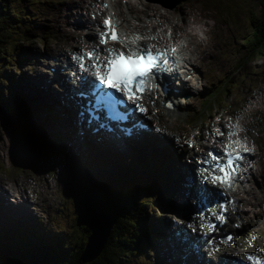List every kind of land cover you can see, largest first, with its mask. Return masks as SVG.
Here are the masks:
<instances>
[{"label": "rangeland", "instance_id": "1", "mask_svg": "<svg viewBox=\"0 0 264 264\" xmlns=\"http://www.w3.org/2000/svg\"><path fill=\"white\" fill-rule=\"evenodd\" d=\"M36 1L37 3L33 4L31 3V0H21V3L18 4V0H0V14L2 16L7 17L9 14H12L14 8H16L18 11H21L22 14V17L20 18L21 23L18 24L22 28H20V30H16V35L10 39V43L5 47V51L1 53V56H3L4 59H7V67H9L13 72L14 79L21 80V77L24 73L33 74L36 70H39L40 72L33 77L25 76L24 74L21 84L17 85L24 88L25 92H27L28 89L26 86H28L30 91L34 94V97H37L38 94L53 95V97L59 102L62 116L66 117L65 113L67 110L63 108L62 105L64 98L63 96H60L59 91L53 88V85L55 87V82H52L49 79V77L52 78V74L50 73L52 71L50 69L54 67L51 66L49 68V65H52V62L48 52H45L43 59L38 58V61L42 64V66L35 65V63L31 60L30 55L35 51H42L46 48H52L58 42V40L60 41L65 38H69L66 37V34L71 31L78 30L82 32L79 41L86 40V38H88L87 34L89 32H93L94 36L88 38V43H76L75 49L72 52L68 49L66 50V56L74 60L75 56H78L82 50L87 49L90 44L96 42L97 32L101 26V3L100 0L93 2L94 11L90 12L88 19V14L80 15L78 13H74L75 6L65 5V0ZM128 1L129 0H109V2H107L109 5L110 3L114 5V11L121 12L122 10L123 18L121 17V21L123 26H127L129 28L139 26L146 27L148 22H150V19H155V16L150 15L152 13L151 10L150 14L142 11L144 5L140 3V1L138 3V14L129 12L126 6ZM145 1V4H149L151 6L153 5L154 8H157V10H160L163 14L166 13L167 10H173L180 5H191L195 7L196 12H193V16L198 17L201 20V24L206 23L203 25V27L206 31L204 36L209 50L207 51L208 53L206 52L203 55L201 60L193 64V66L196 67H192L195 76H192L189 82L184 80L181 81V83H185V86H183L180 94L185 93V95H182V97L176 96L174 94L168 96L174 102L176 106L175 110L166 109L163 107V103L160 101L147 100L148 107L150 109L154 108L153 113H156V115L153 113L148 115L147 119L149 118L152 121V119L155 118L156 122H152L150 125L151 133L147 134L146 138L148 139L153 136L157 139L153 140L150 138V149L147 154H162V152L154 151L155 148L159 147L161 150L163 149L165 152L169 153L168 158H175L178 163L181 162V165H179L176 169L179 180L178 182H171V185L174 186L170 190V193L173 194V197H168L165 193V189H167V187H165L166 176L159 175L154 177L156 175V168L154 167H150L147 171L142 172L139 175L127 173L126 176H128V183L122 188V191H125L124 193H126V191L131 190L133 187H148L152 185L151 182H156V186L152 188L141 190H139V188L137 189V205H140L139 202L146 199H150L151 201L154 200L157 204L156 206L148 204V207H145L148 210L147 215H144V217L141 218L142 223H140V225L145 226L146 231L151 230L155 232L153 229H155V227L158 225V222L163 218H169L170 229L166 235V239L171 245H178V242L174 236L176 232L172 233V230H174L176 227L187 229V233L191 237L196 238V235L200 234V231L203 229L201 222L194 221L192 218L185 220L181 211L184 207L193 208V213L197 217L198 213L194 209L196 200L194 201L191 198L181 200L179 195L176 194V190L181 189L179 187L180 184L181 187L184 186L183 181L185 179L182 175L185 171V166L189 165L188 168H186V171H188V173H191L192 171L193 173V175L187 176V179L193 182L199 181L196 180L198 179L199 174L197 163L201 160L204 154L201 155L196 153L198 147L195 146L191 148V146L197 141L199 136L198 132L200 130L205 133L206 129L204 127V123L212 119H217L218 113L221 114L226 111H231L234 112L235 115H246V120L249 124H245L246 126L243 127V134L246 135L249 140H253L257 147V151L254 156L255 163L251 170V174L248 176V179L251 180L250 183L252 187H248L249 183L244 181V186L242 187L244 191L239 193L238 207L243 213V222L242 227L238 229L241 230V233L239 236H237V241H234L231 245L222 248V250L216 252V254L226 256L228 258H236L242 252L259 250L260 253L264 255V55H258L255 59L250 60L248 48L242 45V42L252 35V31L261 27L264 22V17L258 15L264 10V0H186L176 5L174 8H168L164 6L159 0ZM30 3L32 4V9ZM23 6H26L27 8L21 10ZM14 14H16V12ZM86 19L92 22L90 25L91 28L76 24L80 21L85 23ZM97 19L98 22H96ZM176 19L179 24L184 23V19L181 16H176ZM143 24H145V26H143ZM5 26L2 24L1 28L4 29ZM156 29L157 33L160 35V29ZM149 33H152L151 30ZM174 33L177 34V36H181L184 34V31L182 29H176L174 30ZM256 33H260V31ZM165 34L169 36L170 28L165 32ZM157 40L158 42L162 41L160 37H158ZM184 42L185 41L183 39L181 43ZM19 45H22L21 48L14 50ZM11 50L13 51L11 54H9ZM15 66L17 67L18 72H16ZM62 68L61 70L63 71V75H66L67 77L71 76L73 78V74L68 73V71L73 70L68 66H65V62L64 67ZM2 74L6 76H2ZM7 77V73L0 71V90H4L3 92H5L4 83ZM225 80V89L219 92V97L210 100L207 107L203 111H200L199 107L203 105V100L211 93L210 89H215L216 87L218 88L224 83ZM170 82L173 84V81L170 80ZM177 84H179V82L175 83L173 88L178 90L179 88ZM212 85L216 86L212 87ZM81 88L84 87H77L75 89L70 84L66 89L67 92L65 93V96H69L70 93H75ZM11 91L12 93H15L17 90L11 89ZM69 91L70 93H68ZM254 94L257 96L256 100H253ZM37 99L40 110L46 112L45 104L39 99V97H37ZM254 102L256 103L254 104ZM259 109H261V111H259ZM187 110H189V112ZM58 112H60V110H58ZM4 114L8 116L6 113ZM174 123L177 124L176 127H172ZM210 123H212V121H210ZM157 124L162 127L163 125L167 128L172 127L175 132H170V129L161 131V128L157 127ZM185 127L188 128L191 135L190 142L187 144L179 141V132H181ZM30 130L35 132V136L33 137L35 147L33 148L30 146L31 149L29 150L27 144L21 143V145L28 151L27 154L29 155V159H24L25 164L23 165L17 162L15 158L16 150L19 147V144L12 139L11 132L6 130L3 127V123L0 122V161L4 167V169L0 170V178L5 179L8 182L6 187H11V185L14 187L18 185L28 189L30 199L33 202L29 203L31 206H36L35 209L37 215L32 217L36 213L31 214L29 208L18 205L19 202L23 200V198L21 201L18 200L16 202L18 203L17 205L11 204L15 201V196H13L17 193V189L15 188H13V191L8 190L9 193L5 191L4 196H2L3 194L0 191V205L3 207V209L0 208V212H6V209H12L19 213L29 215L30 217H26L21 214L16 216L18 218L25 219L33 226L32 230L34 233L37 235L41 234L42 237L44 236L43 234L49 230H60L59 226H54L53 220L51 218H47V216H49L52 212L57 214L59 208L55 210L52 208L64 202V199L62 197V189L60 188L62 186L60 185L59 181L55 180L60 178V175L57 178H51L48 173V169H53V166L46 163L49 156L46 154L45 145L41 143V137H45L46 134L41 130H34L33 128H30ZM219 130H221V128H212V131L217 135H220ZM71 131V134L68 133L70 139L79 141V145L77 147H73L68 153L69 165L71 167L76 166L72 162L73 157L71 153L73 150L77 152L78 148H80L82 151V153L77 152L80 154L78 158L87 159L89 162L95 160V158L90 154L91 150H97L106 147H114L118 153L123 155L129 156L130 154L135 156L138 154L137 149L132 151L129 148L128 153H123L126 149V145L123 142L101 144L96 143V139L81 142V140L78 139V137L74 134L73 126L71 127ZM55 133L61 142L62 139L60 134L56 131ZM228 133L229 131L226 132V137L229 136ZM164 138L170 139V141H167ZM147 139H143L141 141H146ZM225 143L220 147L207 146L205 151L210 149V147L219 149L223 147ZM176 154H181V158L179 157V160L176 157H173V155ZM127 159L129 162L134 161L130 157H127ZM22 167H24L23 170L21 169ZM142 167L144 166H140L139 169H143ZM157 167L160 169L165 168V170L170 168L171 171L175 169L174 164H170L168 160L167 163H165V159L162 157L157 159ZM98 170L99 169H97L96 172H100ZM116 171H120V169L117 168ZM114 174V171L110 172V180L108 179L107 187H113L112 179H117L113 178ZM141 175H143V178H140ZM169 175L172 176V179L176 180L175 173L170 172ZM148 177H150V179ZM134 181H143V183H135ZM92 182L93 179L91 183ZM0 183L2 184L3 182L0 180ZM90 186L93 185L90 184ZM205 186L210 185L207 182ZM31 190H34L36 193L32 192ZM89 191L90 190L86 192ZM84 192L85 191L80 189L76 193L78 194L76 197L77 201L80 200V205L83 203V197L86 196V192ZM197 192L198 190L193 196H196ZM81 193L84 194L80 198L79 195ZM145 193H148L149 196L147 195V197ZM49 194L53 195V197L50 199L51 201L49 200ZM103 199V207L108 211V213L117 212V206L120 202L118 198L106 197ZM171 200L177 208V215H172L174 212L168 207L166 208V202L168 203ZM48 207L52 209L51 212H48ZM78 212L79 209L77 210V216ZM96 214L97 213L94 214L93 220L98 217ZM76 215L72 213V221L68 222V226L72 229L73 233L69 234L67 231H65V238L56 240L53 239L52 241H58L59 246H68L71 243L72 245L75 244L77 240L74 227L75 224L78 225L77 222L75 223ZM41 219H43V221H41ZM118 219H121V217L118 216ZM140 221L141 220L139 219V222ZM123 222H126L125 228L130 229L128 221L123 219ZM15 223L20 224L19 221H13L12 224H10L7 220L0 219V246L5 242H13L12 247H15V252L20 254L29 250L25 243L27 241V237L34 233L32 230H25L26 228L12 230V228L15 226ZM161 223L162 222L159 224ZM197 223H199L201 230L198 229ZM244 227H251V229L247 232H244ZM157 229H159V227H157ZM16 242L21 243L16 246ZM4 248L6 247H0V261L4 264H8L6 260L2 258L4 254ZM40 250L42 249L35 251L39 252ZM225 250H227L226 254L224 253ZM136 253L130 258V262L133 263ZM210 255H212L211 252H205V256L209 257ZM167 256L170 257L174 263H178L182 260L180 256H175L174 249H170ZM125 259L128 260L129 256ZM164 263L165 260H162L161 264Z\"/></svg>", "mask_w": 264, "mask_h": 264}, {"label": "bare ground", "instance_id": "2", "mask_svg": "<svg viewBox=\"0 0 264 264\" xmlns=\"http://www.w3.org/2000/svg\"><path fill=\"white\" fill-rule=\"evenodd\" d=\"M95 1H97V0H65V2H66L65 5L75 6L74 13H78L80 15H87L88 14V19H89L90 12L94 11L93 2H95ZM139 1H140V3H142L144 5V8H143L142 11L150 14V10H151L152 13L150 15L155 16L154 17L155 19H150V22H148V25L146 27H142V26L140 27V29L143 30L144 32L148 31V33L146 35L149 34L150 30L153 31L156 28H161V31H165L167 29V27H170V26L174 30L175 29H182L185 32L184 33V38L186 40V42L184 44H182V45H185L187 43L186 48H183L182 50L186 51V54H187L188 59L190 61V64L194 63L195 61L200 59L202 57V55H204L209 50L208 45L204 42L205 41L204 40L205 36L201 37L198 34V29H202V25L205 24V23L201 24V20L198 17L193 16V12H196V8L195 7H192V6L191 7L181 6V7L177 8L176 10L167 11L166 13L163 14L160 10H157V8H154L153 5L151 6L149 4H145L146 3L145 0H129L128 3L126 4L129 12H131V13L134 12V13L138 14V12H139V8H138ZM148 3H149V1H148ZM25 8H27V7L23 6L21 8V10H23ZM111 9L114 10L113 7ZM187 9H190V10H187ZM120 14H122V13H120ZM177 15L178 16L180 15L184 19V23L179 24V22H177V19H176ZM192 17H193V19H192ZM88 19L85 20V23H82L80 21L79 23H76V24L77 25L78 24L79 25H84V26H87L88 28H91L90 25L92 24V22H90ZM14 22L16 24L21 23L20 22V17H16ZM96 22H98V19L96 20ZM143 26H145V24H143ZM203 31H205V29H203ZM70 33H76V34H70ZM81 35H82L81 31H78V30L71 31V32L66 34V37H69V38H65V39L60 40V41L58 40V42L52 48H46V49H44L42 51H35L32 54V56H31L33 61L37 62L38 65H42L38 61V58L43 59L45 52L46 51L48 52V54L50 56V59H51V62H52V66L55 67V71H53V73L49 71L52 74V78L49 77V79L52 82L54 80H56V79L59 80L60 85H61L59 87V89L56 88V86H57L56 84H55V87L53 85V88H55V90L59 91L61 97L64 96L65 93L67 92L66 89H67V85H68V79H67V77L65 75L62 74L63 71L61 70V68L64 67V62L66 63L68 61V59H69L66 56V54H67L66 50L68 49V50L72 51L74 49V47H75V43L76 42H78L79 44H86L88 38L93 37L94 33L93 32H89L87 34L88 38H86V40L79 41V38H81ZM142 35H144V34H142ZM156 36L158 37V34L155 35V37ZM197 38H199L201 40H197ZM197 54H198V56H196ZM184 63L186 65L189 64V62L185 61V60H184ZM39 72L40 71H36L34 74H30V75L29 74H25V76L33 77V76H36ZM69 73H72V72L70 71ZM45 76H46V74H45ZM170 80L173 81V79L170 78V76L167 77V79L165 80L166 83H167V87L169 88L167 94L173 93V94L179 95L180 92L183 89V86H185V83H180L178 85L179 89L176 92L172 88V83L170 82ZM26 87L28 89L27 92H25L24 88H22L21 86H19L17 84H12V88L11 89L12 90H17L14 94H17V93H19L20 90H22V94L33 101V107H34V110L36 111V114H35V112L32 111V115H33V118H35L37 116L38 126L40 128H43L46 132H51L53 130V127H52V125L49 122V114H48V111H47V109L49 107H53L54 108V114H55V116L57 117V120H58L59 130L63 131V137L64 138L67 137V132L64 131V123H65V127H66L68 133L71 134V132H72L71 131L72 124H70L67 116L66 117L62 116V112H61L58 100L55 99L53 97V95H41V94H38L37 97H39V99L47 106L46 112H44V111L40 110V108L38 107L39 103H38L37 97H34V94L30 91L28 86H26ZM182 95H185V93L180 94V96H182ZM0 97L1 98H5L7 100H11V102H14L13 97L11 96L12 97L11 98L10 95H7L5 93H1ZM253 97H254L253 100L257 99V96L255 94L253 95ZM62 105H63V108H65L66 110H69V107L67 106V102L66 101L62 102ZM58 110H60V112H58ZM259 111H261V109H259ZM210 121H212V123H210ZM210 121L204 123V127L206 129L205 133L200 130L199 137L197 138V141L194 142L192 144V146H191V148H193L195 146L198 147V150H197L198 153H205V151L203 149H205L208 144L209 145H214L216 147H220L223 144V142H224V137H222L223 135H221V134L217 135V134H215L212 131V128L216 124L217 121L213 120V119L210 120ZM219 123H220L219 126L222 127V132L221 133H224L223 128L225 126V122H223V118H222V120L221 119L219 120ZM169 129H170V131L175 132V130H173L172 127H170ZM179 133H180V135H179L180 136V139H179L180 142H182L184 144H187V143L190 142L191 135H190L189 130H188L187 127L183 128V130L181 132H179ZM0 146H1V142H0ZM155 150L158 151V152L164 153V155L166 157V160H171L172 159L171 161H174L173 159H175V158H170V157L168 158L169 153L165 152L163 149L161 150L158 147V148H155ZM23 156L24 157H28V155H26L24 152H23ZM180 156H181V154H178V155L173 156V157H176L179 160ZM175 161L177 162L176 159H175ZM179 165H181V162L180 163L177 162V165H176L175 168H177ZM188 166L189 165L185 166V171H184V173L182 175L185 180H187V176L193 175L192 171H191V173L190 172L188 173V171H186V168H188ZM127 167H128V170H126V172H122L123 174H122L121 179H120V180H122L121 187H125L127 185V183H128L127 180H126V179H128V176H126V174L127 173H133L134 174L135 169L136 170L139 169V165L138 164H128ZM142 168L143 169H141V171L139 173H136V175L141 174L142 172H145V171L148 170L147 168H144V167H142ZM163 170H165V169H161L158 172H161ZM169 172H170V169L167 168L165 170V172H164V175L166 176V174H169ZM72 173H73V170H72ZM133 176H135V175H133ZM203 176L204 175H202V179L199 180L200 182H204ZM0 180L3 182L2 184L0 183V189H1L0 191L3 194L2 196H4V194H5L4 192L5 191L6 192H8V190L13 191V188L18 190L17 187H21V186H18V185L14 186V187L12 185H11V187L10 186L6 187V185H8V182L5 179H2V178H0ZM195 185H197V184H195ZM245 185H246V183H245ZM166 186H167L166 194L169 197L170 196L169 195L170 190L173 187V185H171V181H168ZM250 187H252V186H250ZM180 188L181 189H179V190L177 189L176 190V194L179 195L181 200L187 199L189 196L194 195L195 192L199 188L201 189V187H195V186L189 187L186 184H184V186L180 187ZM22 202H27V201H25L24 198H23V200L21 202H19V204L15 203V204H12V205H17L18 204V205L23 206L25 208H29L30 211H31V214L35 213V212H33L31 210L30 207H27ZM0 208L3 209V207L1 205H0ZM163 221L167 222V219L165 218V219H163ZM250 229H251V227H249L248 231ZM191 240H193L194 242L197 243V245H198L197 247H199V246H201L203 244V243H201V241H199L197 239L191 238ZM40 241H44V240H42V239L41 240L40 239L39 240H34V242L36 244H38V245L40 244ZM235 241H237V237L235 238ZM153 242L157 246V245H160L161 241L159 242V240H153ZM166 246L168 247V249L166 251L159 253L158 250H156V252H155V254L157 256L156 258L158 260V264H161L162 260H165L164 264L174 263V261L170 257L167 256V254L170 251L171 247L168 244ZM197 252H198V248H197L196 253ZM175 256H177V257L180 256L178 251L175 252ZM200 264H206V262H204V260H202V262H200Z\"/></svg>", "mask_w": 264, "mask_h": 264}, {"label": "trees", "instance_id": "3", "mask_svg": "<svg viewBox=\"0 0 264 264\" xmlns=\"http://www.w3.org/2000/svg\"><path fill=\"white\" fill-rule=\"evenodd\" d=\"M31 1L33 4L37 3L36 0ZM20 3L21 0H18V4ZM13 10L12 15L10 14L7 17L0 14V56L1 53L5 51V47L10 43V39L16 35V30H20L21 28V26L14 22L16 17H22L21 11H18L16 8ZM15 12L16 14H14ZM258 15L264 17V10ZM2 24L4 26L6 25L4 29L1 28ZM259 31L261 34L256 33ZM242 45L248 48L250 60L255 59L258 55H264V22L261 27L252 31V35L245 39V41L242 42ZM2 75L5 76L4 74ZM1 102L2 98L0 97V103ZM45 108L47 109L46 105ZM154 151L158 152L156 150ZM168 162L170 164H174V167L177 165L175 160H168ZM140 171L141 169H135L134 174L139 173ZM122 174L123 173H118V175H116L117 178L121 179ZM134 182L143 183V181ZM107 183L108 180H105L104 183H102L105 185L104 187H100L98 190H95V192L89 194V197L85 196L81 205L76 202L74 215L77 214L78 209L79 212L78 216L76 215L78 218L75 216V223L77 222L78 225L75 224L74 227L77 240L74 245L71 243L68 246H51L44 241H40V244L38 245L34 242V240H41L42 237L35 234L32 230L34 233L31 235L32 239L28 236L29 238L27 237V241L25 243L27 248H29L28 251H25L23 254H18L15 252L16 248L12 247L13 242H5L0 246L6 247L3 249L4 254L2 258L6 260L8 264H11V262L14 261L19 262V264H134V261L133 263L130 262V258L136 252V256L140 254L141 249L144 247L145 241H147L148 238L146 227L140 225V223H142L141 218H143L144 215H147L148 210L145 207L148 204H152V206L155 205L154 200L151 201L150 199L142 200L139 202L140 205H137V189L139 188V190H141L152 188L156 185V182H151L152 185L148 187H133L131 190L126 191V193H124L125 191H122L123 187H120V189L118 187H107ZM145 195L149 196L148 193H145ZM106 197H116L120 200L117 206V212L108 213V211L104 209L103 198ZM99 211H105L112 215L114 225L111 230L110 237L101 254L91 261L83 262L82 255L86 249L89 235L91 234V221L93 220L94 214ZM118 216H120L121 219H118ZM123 219L128 221L130 229L125 228L126 222H123ZM139 219L141 220L140 222ZM19 243L21 242H16V246H18ZM39 249L42 250L39 252L35 251ZM127 256H129L128 260L125 259ZM0 264L4 263L0 261Z\"/></svg>", "mask_w": 264, "mask_h": 264}, {"label": "snow or ice", "instance_id": "4", "mask_svg": "<svg viewBox=\"0 0 264 264\" xmlns=\"http://www.w3.org/2000/svg\"><path fill=\"white\" fill-rule=\"evenodd\" d=\"M107 6V5H105ZM106 31L101 34V43L106 44L109 39L120 44L135 43L136 40L145 39V37L137 36L134 41H129L127 37L121 36L118 30L111 24V19H106L104 22ZM154 39V37H153ZM176 49H171L172 53H175ZM103 60L100 56H95V63L89 65V69H94L92 73L95 79L98 81L101 89H108L110 91L104 93L99 97L100 101H103L109 105L116 102L114 93H120L119 103H125L127 101L133 102L136 105V109L140 112H146L147 109L138 102L143 99V93L150 91L152 82L157 74L162 71H168L169 64H175L174 61L169 60L168 50L153 51V46H142L139 49L128 48V51H117L115 49H106ZM93 52L87 53L89 59L94 57ZM84 68V65H80ZM126 98V100H125ZM168 108H172L171 103L167 104ZM224 135V133H220ZM235 133H228L229 136ZM239 141H229V145L223 150L222 155H217L213 152H209V160L205 163L211 165L212 173H220L217 175L203 176L204 180H210L212 184H222L227 187H231V179L236 171V161L242 160L243 156L238 149H233V144H238ZM245 151L248 149L245 147ZM224 161L221 163L220 161ZM215 161L216 163H212ZM209 168L201 169V173L209 172ZM234 203L233 201H227L224 204L218 205L225 212L227 211V204ZM215 215V213H213ZM218 219L223 221L224 215L221 213ZM205 227V225H201ZM238 226V225H237ZM209 231H214L216 226L214 224L206 225ZM195 230V229H193ZM234 239L232 236H228L223 243H229ZM218 250V249H217ZM246 259L251 264H264V257L259 252L255 254H248L246 257H242L241 261Z\"/></svg>", "mask_w": 264, "mask_h": 264}, {"label": "water", "instance_id": "5", "mask_svg": "<svg viewBox=\"0 0 264 264\" xmlns=\"http://www.w3.org/2000/svg\"><path fill=\"white\" fill-rule=\"evenodd\" d=\"M159 1L162 2L163 4L167 5V6L174 7L179 3V1H182V0H177V1L159 0ZM4 116H6V115L4 114ZM6 124L10 125L12 127L15 126L14 122L12 120L7 119V116H6ZM98 176H99V174H98ZM108 179H109V176H108ZM102 183H104V181H102L101 183L95 184L94 187L91 189V191L86 192V196L89 197V194H92L93 192H95V190H98L100 187H104L105 185H103ZM83 194L84 193L79 195L80 198ZM84 197H83V199H84ZM79 201H77V203H79ZM99 212L100 213L97 212V214H96L98 217L95 220L91 221V223H92L91 224V234L89 235L88 242L86 245V249L82 255L83 262L91 261V260L95 259L98 255L101 254V252L103 251V248L105 247V245H106V243L110 237L111 230H112L113 225H114V219L112 218V216L110 214H108L105 211H99ZM81 220H82V218H81ZM160 243L162 244L163 242H160ZM174 250H175V252L177 251L176 249H174ZM180 257H181L182 261H179L178 263L175 262L172 264H185V260L183 259L181 254H180ZM11 264H19V263L18 262H16V263L11 262Z\"/></svg>", "mask_w": 264, "mask_h": 264}]
</instances>
